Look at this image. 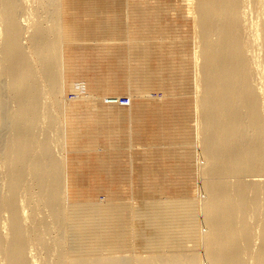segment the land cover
I'll list each match as a JSON object with an SVG mask.
<instances>
[{"label":"bare ground","instance_id":"6f19581e","mask_svg":"<svg viewBox=\"0 0 264 264\" xmlns=\"http://www.w3.org/2000/svg\"><path fill=\"white\" fill-rule=\"evenodd\" d=\"M93 46L106 72L88 87L164 93L153 112L130 95L154 148L124 211L86 197L63 153ZM167 170L196 189L163 196ZM0 264H264V0H0Z\"/></svg>","mask_w":264,"mask_h":264},{"label":"rangeland","instance_id":"374dc122","mask_svg":"<svg viewBox=\"0 0 264 264\" xmlns=\"http://www.w3.org/2000/svg\"><path fill=\"white\" fill-rule=\"evenodd\" d=\"M86 44H89V42ZM102 50L103 49L96 46H93L88 50L91 60L89 63L82 62L81 65L84 70L83 72L89 73L90 77H87V79H79L81 86L79 89H76L77 91H73L74 89L70 87H67L66 89V104H68V101H70L65 112L68 122L67 131L69 132L71 124L69 120L75 119V124L72 126V128L74 127L75 131H77V135L75 138L71 139L69 138V134L66 132V139H68V143L66 144L63 153L67 156V162H69L70 167H72V169L78 173V185L83 187V193L86 197H90L94 201L97 200L99 202L105 203L111 194H115L112 202L119 204L121 206V210L124 211L126 210V205H135L138 202L136 201L138 196V183L144 179V175H142L143 171H145L144 168L147 165H150L153 161L150 155V150H152L154 147H151L152 143L150 139L143 137L137 138L136 135H131L133 122L130 120V113L128 111L129 107L131 106L123 107L121 105H110L111 101H113L111 97H114V95H119L118 100H120L125 97L130 99V95H132L135 105L139 104L140 99H142L143 102L149 104L152 111L157 107V104L162 102L164 99V93L160 88H153L148 93V95H144L146 93H137L134 86H130V84L128 85L126 82L121 83L124 81V78H122L120 75L119 78H117V83L115 84L119 85L118 87L120 89L118 92H111V94L108 95L106 89H104L103 86H100L99 84L88 87L87 83L88 79L92 78L91 74H101L106 72V70L100 66L105 62V57H102L103 52H100ZM108 50L105 51V56L108 55ZM116 53L118 55L121 54L127 62V59L125 58V49L121 52L117 50ZM122 57L120 59L124 63L125 61H123ZM115 73L118 74L117 71ZM100 80L105 81L106 77ZM73 95H76V97H73ZM89 95H94L100 98L99 102L101 101L104 104L103 106L106 108V112L104 114H100L95 110L92 111L93 107L88 108L87 105H89L91 103L90 101L93 99L92 97L88 98ZM142 96H144V98H142ZM88 99L90 101H88ZM119 110H123L122 115L126 114V118H122L123 116L120 118L116 116V113H119ZM130 111L136 113L137 108L135 107L134 110L132 108ZM150 114L153 115V113ZM145 131L143 133H146ZM94 134L98 135L99 139L92 143L91 137H93ZM110 136L112 137V140L110 139ZM137 136L139 135L137 134ZM162 147L163 149L170 148L169 144H162ZM100 155L103 159L104 155H106L108 158L107 160L110 161V165H112L111 167L113 168L110 175L99 174V176H95L96 171L90 170L92 166H95L100 162V158H96ZM89 157H93L94 159H89ZM173 164L174 163L172 161L167 160L165 168H169ZM163 172V176L165 175V178L163 177L160 179V181L170 180V182H174V184H176L175 186L169 188V190L165 191L163 196L175 197L177 194L182 192V187H186L187 185L188 193L193 189H196V184L190 182L188 177L187 180L184 177H179L176 174H172L169 170ZM134 239L135 238L131 240L134 243L131 244L132 247L134 246L133 248L130 246V243L132 242L129 243L130 248L128 249L132 250L130 252L135 254L134 252L137 251L136 255L141 253L145 255V250L140 248L141 245L135 242L137 240ZM136 247L139 248L137 249ZM134 249L135 251H133ZM130 252H127V254H131ZM125 254L126 253L123 252L122 255Z\"/></svg>","mask_w":264,"mask_h":264},{"label":"built area","instance_id":"2783aa9c","mask_svg":"<svg viewBox=\"0 0 264 264\" xmlns=\"http://www.w3.org/2000/svg\"><path fill=\"white\" fill-rule=\"evenodd\" d=\"M118 104L121 105V106H123V107H125V106H129V104H130V99L127 98V97H125V98H123V99H120V100L118 101Z\"/></svg>","mask_w":264,"mask_h":264}]
</instances>
